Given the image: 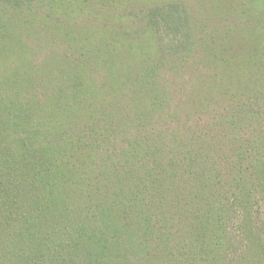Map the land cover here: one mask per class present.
<instances>
[{
    "label": "trees",
    "instance_id": "trees-1",
    "mask_svg": "<svg viewBox=\"0 0 264 264\" xmlns=\"http://www.w3.org/2000/svg\"><path fill=\"white\" fill-rule=\"evenodd\" d=\"M0 264H264V0H0Z\"/></svg>",
    "mask_w": 264,
    "mask_h": 264
},
{
    "label": "rangeland",
    "instance_id": "rangeland-1",
    "mask_svg": "<svg viewBox=\"0 0 264 264\" xmlns=\"http://www.w3.org/2000/svg\"><path fill=\"white\" fill-rule=\"evenodd\" d=\"M165 34V33H164ZM168 38H170L171 36H167Z\"/></svg>",
    "mask_w": 264,
    "mask_h": 264
}]
</instances>
